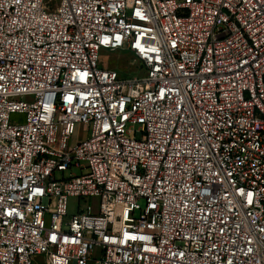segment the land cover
<instances>
[{
  "label": "built area",
  "instance_id": "2783aa9c",
  "mask_svg": "<svg viewBox=\"0 0 264 264\" xmlns=\"http://www.w3.org/2000/svg\"><path fill=\"white\" fill-rule=\"evenodd\" d=\"M0 264H264V0H0Z\"/></svg>",
  "mask_w": 264,
  "mask_h": 264
},
{
  "label": "rangeland",
  "instance_id": "374dc122",
  "mask_svg": "<svg viewBox=\"0 0 264 264\" xmlns=\"http://www.w3.org/2000/svg\"><path fill=\"white\" fill-rule=\"evenodd\" d=\"M49 1H55V0H49ZM100 60L99 63L107 66V67H115L118 68V70H121L122 74L125 76H132V75H138L142 74L143 72L139 70V64L133 60V57L130 53L117 50V51H107V50H101L100 51ZM18 116L13 115L12 118H17ZM83 128V126H80V130ZM79 170L76 168H73L71 170H65L62 174V172H56L55 177L56 179H61V176L63 175V178H68L71 174L78 173ZM139 204L143 205V200L139 201Z\"/></svg>",
  "mask_w": 264,
  "mask_h": 264
}]
</instances>
